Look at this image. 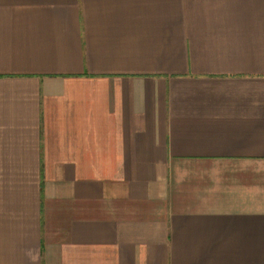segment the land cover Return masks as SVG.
Here are the masks:
<instances>
[{
	"label": "crops",
	"instance_id": "0c3cea01",
	"mask_svg": "<svg viewBox=\"0 0 264 264\" xmlns=\"http://www.w3.org/2000/svg\"><path fill=\"white\" fill-rule=\"evenodd\" d=\"M0 264H264V0H0Z\"/></svg>",
	"mask_w": 264,
	"mask_h": 264
}]
</instances>
